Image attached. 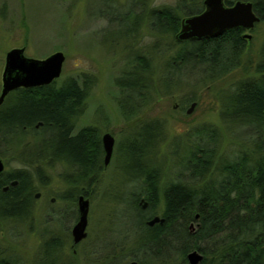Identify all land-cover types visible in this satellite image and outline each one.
<instances>
[{
    "label": "trees",
    "instance_id": "trees-1",
    "mask_svg": "<svg viewBox=\"0 0 264 264\" xmlns=\"http://www.w3.org/2000/svg\"><path fill=\"white\" fill-rule=\"evenodd\" d=\"M200 3L201 0H180L173 8H162V13L157 9V36L174 38L181 17L198 14L203 8ZM257 10L264 21V0L257 5ZM176 47L179 56H170L169 51L159 54V57H170L167 71L185 69L189 64L190 70L200 65L209 66L206 75L210 76L206 79L210 83L232 69L242 71L244 78L223 98L221 110L226 132L239 138L242 145L228 155H219L221 131L204 126L196 131L200 135L184 138V144L180 143L183 144L181 151L177 149L179 143L172 144L170 172L164 178L162 165L156 158L158 146L165 140L164 127L158 121L141 125L145 132L154 128L150 142L140 136L138 129L129 144L133 165L130 170L137 171L131 181L137 188L134 209L140 217L142 236L132 255H124V258L133 257L139 264H189L188 254L197 250L204 256L199 264H264V47L255 62L251 57L243 62L248 48L242 33L236 29L218 38L189 41ZM212 66L221 71L212 75ZM251 72L255 75L249 76ZM178 75L166 73L159 78L156 93H169L171 90L165 87L168 83H180L182 78ZM121 79L124 81L117 85L122 86L125 93L130 90L132 98L137 100L131 114L124 112V102H121L123 116L131 119L128 117L136 116L140 103L148 104L153 100L154 86L150 77H138L131 72L124 73ZM86 83L81 87L75 79H67L61 85L55 81L38 88L21 89L7 99L9 102L13 96L18 97L20 103L15 111L5 113V117L0 111V122L5 127H16L18 134L48 132L44 148L35 150L32 155L40 157L39 160H58L73 167L75 175L66 178L73 190L65 197L70 202L76 201L79 191L84 193L79 189L97 182L105 155L95 128L77 133L74 129L87 99L89 81ZM144 83L146 86L140 88ZM185 99L187 104L195 97ZM38 123L43 125L40 130L34 129ZM13 180H18L19 185L4 191ZM30 184V171L26 169L0 175L2 224L32 220L34 192ZM158 215L165 219L164 224L148 226L147 222ZM192 223L198 224L196 231H191ZM47 233L46 230L36 264H72L61 260L63 244L59 238L48 239ZM0 264L19 263L15 257L0 253Z\"/></svg>",
    "mask_w": 264,
    "mask_h": 264
},
{
    "label": "rangeland",
    "instance_id": "rangeland-1",
    "mask_svg": "<svg viewBox=\"0 0 264 264\" xmlns=\"http://www.w3.org/2000/svg\"><path fill=\"white\" fill-rule=\"evenodd\" d=\"M110 1V6L120 8L107 10L101 18L100 0H0V96L6 57L10 51L24 48L26 57L39 60L62 52L66 60L61 77L57 80L58 84H63L67 79H75L84 87L89 81L83 114L75 123V132L93 127L100 138L110 133L115 139L110 164L105 166L104 155L97 182L79 189L84 193L79 191L76 201L70 202L65 197L73 190L66 178L72 174L73 167L57 162L58 160H39L40 157L32 155L35 150L38 151L42 146L44 148L48 132L36 134L28 131L18 134L16 127H5L0 122V159L5 165L4 172L29 170L30 186L34 192L31 221L29 218L26 222H0V253L6 257H15L19 264H36L46 230L48 239L56 237L62 242L61 260L67 263L130 264L136 261L130 256L124 258V255H132L134 247L140 245L142 236L140 217L134 209L137 188L131 179L137 175V171L134 173L130 170L133 165L129 156L132 151L129 144L138 129L147 143L154 135L153 127L145 132L140 128L141 125L158 121L164 127L165 140L159 144L156 157L162 165L164 178L170 172L172 144L179 143V148L177 145L175 148L181 151L184 138L200 135L196 131L204 126L221 131L219 155H228L242 145L239 138L226 132L221 117L222 100L229 96L236 82L244 78L242 71L232 69L219 80L210 83L206 79L207 75L210 76L206 75L210 70L209 66L200 65L190 70L189 64L186 70L177 73L182 78L180 83H168L165 87L171 90L169 93H156L157 82L168 69L166 63L170 62L169 56L164 58L159 57V54L173 47L174 39L157 36L148 18L141 20L138 37L134 36V11L138 14L139 4H145L146 0H136L135 3L132 0ZM179 2L180 0H147V5L158 9L173 8ZM203 4L204 0H201L200 6L203 7ZM104 7L106 10V6ZM183 17L185 16L181 18ZM248 34L251 39L244 37L248 49L242 59L246 62L251 57L255 62L264 47V24H258ZM131 41L138 43L139 51H147L146 48L153 47L154 44L158 48L153 49L151 57V64L155 68L154 75L150 77L154 86L153 100L148 104L140 103L136 107V116L127 119V116H123L121 102H124V112L131 114L133 103L137 100L132 98L130 90V94L125 93L122 86L117 84L124 81L121 79L123 74L135 66L133 60H130ZM154 56L156 59H153ZM212 69V75L221 71L215 67ZM254 75L253 72L249 74ZM142 86L146 84L140 85V88ZM189 96H194L197 104L191 114L186 112L190 105L186 104L185 98ZM130 97L132 99L128 101ZM19 103L18 97L13 96L6 106L4 104L0 108L5 106L1 111L2 117L7 112L11 114V111H15ZM179 103L184 110L175 109V105ZM241 133L243 134L240 131ZM38 193H41V197L36 199L35 195ZM80 196L89 201V213L87 236L76 245L72 230L80 218ZM197 227L198 224L194 223V231Z\"/></svg>",
    "mask_w": 264,
    "mask_h": 264
},
{
    "label": "water",
    "instance_id": "water-1",
    "mask_svg": "<svg viewBox=\"0 0 264 264\" xmlns=\"http://www.w3.org/2000/svg\"><path fill=\"white\" fill-rule=\"evenodd\" d=\"M205 11L201 14L190 16L182 21V27L177 35L178 40H202L207 38H217L226 31L233 28H243L251 30L260 18L253 12L252 3L238 1L229 7L226 0H204ZM251 38L250 35L246 36ZM66 57L62 52H57L46 59L39 60L25 56V49H14L7 54L6 66L3 73V89L0 96V105L6 96L18 88H33L49 85L61 77ZM196 103H193L188 111L191 114ZM105 152L104 164L108 166L111 162L115 139L110 134H104L102 138ZM5 165L0 159V175L4 172ZM14 182L13 185H16ZM7 190V188H5ZM39 195L37 196V198ZM79 222L72 230L74 242L80 243L86 238V228L88 225L89 201L84 196L79 198ZM199 218V216H197ZM165 219L155 216L147 222L148 226L164 224ZM194 231V223L190 225ZM189 264H199L204 256L195 250L188 254ZM131 264H137L132 262Z\"/></svg>",
    "mask_w": 264,
    "mask_h": 264
},
{
    "label": "flooded vegetation",
    "instance_id": "flooded-vegetation-1",
    "mask_svg": "<svg viewBox=\"0 0 264 264\" xmlns=\"http://www.w3.org/2000/svg\"><path fill=\"white\" fill-rule=\"evenodd\" d=\"M101 1V3H102V7H101V9H100V15H101V18H103L104 17V15L103 14H106V11L107 10H109V9H117V8H120V7H118V6H110L111 5V1L110 0H100ZM229 1H231V0H226V5L227 6H229V7H231V6H233V5H235V3L236 2H238V1H241V2H246V3H252V5H253V12L255 13V15L257 16V17H259L260 18V21L259 22H257L256 24H255V27L258 25V24H264V21H263V17H262V15H261V13L259 12V10H257V5H259V3L262 1V0H237V1H231V3L232 4H229ZM129 2V1H128ZM132 2L133 3H135L136 2V0H132ZM128 4V3H127ZM104 6H106V10H105V7ZM139 7H140V11H139V13L137 14L136 13V11H134V15H135V20L133 21V23H132V33L134 34V36L137 38L138 37V34H139V31H140V28H141V26H142V23H141V20L142 19H146V18H148V20H149V24H150V26L152 27V29L154 30V32H155V34H156V31H155V25H156V12H157V7L155 6V7H149V4L147 5V0H146V3L145 4H139ZM205 11V5L203 4V8H202V10L198 13V14H201V13H203ZM158 12L159 13H162L163 11H162V9H159L158 10ZM198 14H196V15H198ZM194 16V15H193ZM127 17H129V15L127 16ZM188 17H190V16H185V17H183V18H181V20H180V25H179V30L176 32V34L174 35V43L173 44H175L173 47H171L170 49H167V50H165V52H170V56L172 55V56H179V48H176L175 46H177V45H183L184 43H187V42H189V41H194V42H196V41H201V40H184V41H180V40H178V38H177V35L179 34V32H180V30H181V27H182V21L185 19V18H188ZM140 23H141V25H140ZM255 27L253 28V29H251V30H246V29H243V28H241V27H239V28H233V29H236V30H239L241 33H242V37L244 38V37H246L247 35H250V34H248V33H250V32H253L254 30H255ZM233 29H231V30H233ZM251 36V35H250ZM218 38V37H217ZM207 39H210V38H207ZM248 39H251V38H248ZM136 40V39H135ZM202 40H204V39H202ZM131 44L132 45H130V48H131V56H130V60H133V62H134V67L132 68V70L130 69L129 71H127L126 72V74H129L130 72L131 73H133V74H135V75H143V76H148V77H152L153 75H154V73H155V68H154V66L151 64V57H152V52H153V49H155V48H157V46H156V44H154L153 45V47H151V46H148L147 48H146V50L147 51H145V50H141V51H139V47L137 46V44L138 43H135V41H131ZM180 49H181V46H180ZM172 52H171V51ZM184 55V53H181V56L182 57H184L183 56ZM153 59H156V56H154V58ZM171 59H172V57H171ZM141 61H142V63H141ZM153 63V62H152ZM187 69V67L184 69V68H181V69H176V70H169V71H165L164 72V75L166 74V73H168V75H173V74H177V73H179V72H181V71H184V70H186ZM38 87H41V86H38ZM38 87H33V88H38ZM21 89H25V90H27V89H30V88H18V89H16V90H14V91H11L7 96H6V98H5V100H4V102L0 105V108L5 104V106H6V104L8 103L7 102V99H9L10 97H11V94L12 93H15L16 91H18V90H21ZM191 99H194V98H191ZM193 103H196V101L195 100H192L190 103H187L188 105H190V107H191V105L193 104ZM4 106V107H5ZM3 107V108H4ZM2 108V109H3ZM183 109L184 110V107H182L181 105H180V103L179 104H176L175 105V109L176 110H179V109ZM2 109H0V111L2 110ZM189 111V110H188ZM188 111H186L187 113H188ZM43 127V125H42V123H38L36 126H35V128L34 129H36V130H40L41 128ZM87 129H92L93 127H86ZM74 129H75V124H74ZM83 129H85V128H83ZM82 130V129H81ZM81 130H79V131H81ZM78 131V132H79ZM77 133V132H76ZM103 138V137H102ZM101 138V139H102ZM102 145H103V143H102ZM105 153V152H104ZM15 171H18V169L17 170H15ZM12 172H14V170H12V171H10V173H12ZM5 172H3L2 174H4ZM1 174V175H2ZM14 182H17L16 183V185H13V183ZM19 185V181L18 180H13V181H11L10 183H9V185H7V186H5L4 187V191H8V189L10 188V187H16V186H18ZM5 188H7V190H5ZM39 195V197L37 198V196ZM41 197V193H38V194H36L35 195V198L36 199H39ZM81 197V196H80ZM79 197V198H80ZM53 201L55 200V199H52ZM78 203H79V199H78ZM144 208L146 209L147 208V204H145V206H144ZM82 242V241H81ZM80 242V243H81ZM75 243V242H74ZM80 243H78V244H80ZM76 244V243H75ZM78 244H76V245H78ZM132 262H137V261H132ZM132 262H130V264L132 263ZM137 264H139L138 262H137Z\"/></svg>",
    "mask_w": 264,
    "mask_h": 264
}]
</instances>
